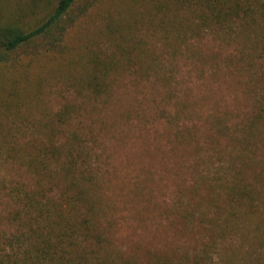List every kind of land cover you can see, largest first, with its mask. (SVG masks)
<instances>
[{
	"label": "rangeland",
	"instance_id": "374dc122",
	"mask_svg": "<svg viewBox=\"0 0 264 264\" xmlns=\"http://www.w3.org/2000/svg\"><path fill=\"white\" fill-rule=\"evenodd\" d=\"M13 1L25 9L26 0ZM168 1L77 0L58 49L33 42L16 50L24 66L14 63L10 75L25 72L27 89L17 113H0V146L75 144L80 170L95 177L120 257L138 264L186 255L194 264L196 254L197 264L264 263V227L226 214L221 192L236 172L251 179L264 169L263 125L242 144L240 123L255 99L244 65L250 45L241 34L180 24ZM96 61L105 65L97 85ZM240 150L250 159L241 161ZM47 163L49 172L36 173L0 154V179L6 187L43 183L55 197L63 182L59 172L55 184L54 161Z\"/></svg>",
	"mask_w": 264,
	"mask_h": 264
},
{
	"label": "trees",
	"instance_id": "16d2710c",
	"mask_svg": "<svg viewBox=\"0 0 264 264\" xmlns=\"http://www.w3.org/2000/svg\"><path fill=\"white\" fill-rule=\"evenodd\" d=\"M12 1L0 0V113L5 117L17 113L27 89L22 87L25 72L10 75L14 63L24 66V59L18 58L16 50L33 42L45 50L58 49L67 29L66 15L77 0H26L25 9L16 7L18 3ZM52 1L55 3L51 8L39 10L41 4L49 5ZM169 3L175 4L179 11L180 24L192 23L198 30L209 28L235 36L241 34L250 45L244 65L250 70L255 99L251 111L240 123L244 144L243 140H249L261 125L264 129V0H169L166 4ZM63 49L54 58L60 57ZM104 69V63L96 61L92 74L96 85L102 84L98 79ZM221 127L226 128L224 123ZM77 135L72 132L71 140ZM3 137L6 139V134ZM7 144L0 146L5 160L12 157L33 172H49L47 160H53L50 176L58 184L60 172L63 186L54 197L45 193L43 183L33 187L16 180L6 187L7 179L2 176V188L6 190L2 194L4 207L0 210V264H138L131 258L120 257L113 249L103 223L95 177L86 168L80 170L75 144L71 143L68 149L51 141L40 147L14 141ZM62 153L66 154L63 161ZM238 156L244 162L248 158L242 150ZM221 192L226 198V214L236 220L247 218L255 226L264 227V169L251 179L236 172ZM194 257L197 264L199 257L197 254ZM187 260L188 255L176 260L162 257L149 264H188Z\"/></svg>",
	"mask_w": 264,
	"mask_h": 264
}]
</instances>
